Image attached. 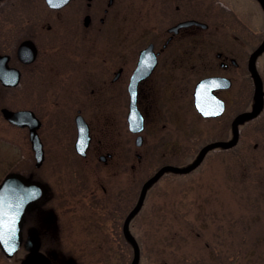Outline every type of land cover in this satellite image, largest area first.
<instances>
[{"label":"flooded vegetation","instance_id":"flooded-vegetation-1","mask_svg":"<svg viewBox=\"0 0 264 264\" xmlns=\"http://www.w3.org/2000/svg\"><path fill=\"white\" fill-rule=\"evenodd\" d=\"M146 5L149 20L145 28L141 11L140 18L125 29L123 0H69L55 8L46 0H0V91L7 98L22 100L18 108L0 106L1 119L25 131L26 137L28 133L29 138V128L10 123L2 109L34 113L40 122L37 133L44 151L38 169L48 167L52 154L68 158L56 160L53 167L76 168L82 163L90 170L99 162V187L105 197L99 204L92 202V207L99 206L101 215L91 217L98 219L96 226L102 229L101 221L105 225L106 219L123 216V235L131 215L128 229L137 242L134 221L139 211L133 212L144 184L166 165L158 166L141 190L140 166L150 152L164 157L172 150L185 149L179 145L187 138L174 134L170 105L177 84L172 71L188 69L192 83L189 92L182 93L200 119L228 124V141L236 134V119L257 106L254 70L262 82L263 107L257 115L238 123L237 144L241 137L256 134L252 132L257 129L250 132L245 122L257 121L264 113V49L253 59L264 43V0H146ZM135 30L141 34L134 35ZM128 41H136L129 44L133 48L131 58ZM144 50H149L147 64L151 70L139 79L136 88V104L144 118L139 133L129 126V87ZM210 77L223 79L209 91L224 106L215 117H205L195 107L196 85ZM161 177L148 188L145 199ZM44 184L46 196L32 203L23 220L20 250L25 252L30 229L37 228L42 236L39 225L27 221V216L47 198L49 186ZM87 197L73 193L67 216L77 218L88 205ZM123 240L134 250L125 234Z\"/></svg>","mask_w":264,"mask_h":264},{"label":"rangeland","instance_id":"rangeland-1","mask_svg":"<svg viewBox=\"0 0 264 264\" xmlns=\"http://www.w3.org/2000/svg\"><path fill=\"white\" fill-rule=\"evenodd\" d=\"M141 11L145 28L149 20L146 0H123L125 29L140 18ZM137 34L141 30H135L134 35ZM135 42L128 41V48ZM132 49L127 52L130 58ZM171 75L177 84L170 105L174 134L187 138L179 145L185 149L172 150L164 157L150 152L140 166V190L161 164L186 168L205 146L229 140L228 124L200 119L182 93L189 92L192 83L188 69H175ZM18 104L22 100L7 98L0 91V106L14 109ZM1 118L0 114V182L7 173L20 172L49 186L47 198L37 203V210H31L27 221L39 225L41 250L52 264H130L129 252L133 250L126 245L120 230L124 217L108 218L105 225L101 221L102 229L96 226L98 219L91 217H100L97 204L105 197L99 187V162L90 170L82 163L76 168L53 167L56 160L63 162L68 158L52 154L48 167L36 169L28 133L26 137L25 131ZM245 123L251 127L250 132L257 129L252 132L255 136L241 137L232 149L210 150L189 173L166 172L151 193L149 190L150 197L134 221L141 253L139 264H264V113L257 121ZM73 193L87 195L88 205L71 219L67 213L71 211L69 200ZM92 202L97 203L94 208ZM24 254L20 250L8 259L0 252V264H20Z\"/></svg>","mask_w":264,"mask_h":264},{"label":"water","instance_id":"water-1","mask_svg":"<svg viewBox=\"0 0 264 264\" xmlns=\"http://www.w3.org/2000/svg\"><path fill=\"white\" fill-rule=\"evenodd\" d=\"M68 1L69 0H46L47 4L50 7L54 8L61 7L67 4ZM189 23L190 22H187L185 24L188 25ZM263 49L264 43L255 52L253 59ZM148 51L149 50H144L142 52L140 67L138 68V71L134 73L129 87L131 104L128 121L130 128L135 132H140L143 129L144 125V118L138 110L136 104V88L139 79H141V77H143L144 75H147L151 70V67L149 66V64H147ZM254 74L257 81L258 91L257 106L251 113L243 114L236 119V134L234 136V139L228 142H214L204 147L195 162L186 168H178L173 166L163 167L158 173H156L144 184L138 206L135 208L133 213H136L141 209L148 188L164 173L169 171L189 173L201 164L209 150L217 147L231 148L236 145L238 141V123L246 116L253 117L257 115L263 107L262 82L255 70ZM0 78H3L1 73ZM222 80L223 79L219 77H210L202 80L196 85L195 107L201 115L205 117H215L222 113L224 109L223 103L216 97H212V94H209V91L217 88L218 86L216 85L218 83H221ZM201 87L203 91L201 90ZM215 102L216 104L218 102V105L214 106L212 104ZM2 113L5 119L10 123L19 127L29 128V140L35 155L36 167H40L44 160V151L42 148V142L37 133V129L40 125L39 120L36 118L33 112L28 110L12 111L4 108L2 109ZM81 138L82 136L80 137V139ZM86 141H88V138L86 139ZM139 141V144H141V137H139ZM46 194L47 187L43 182L39 180L29 179L28 177L20 173H9L0 184V248L7 257H13L23 243L24 238L22 230L23 220L26 212L30 209L33 202L42 199ZM130 219L131 215L126 219L124 225V234L132 242L134 247V258L132 264H139L140 249L136 240L129 232L128 226ZM25 247L27 250V254L23 260V264H51L50 258L41 251V238L39 236V231L37 228H32L29 230Z\"/></svg>","mask_w":264,"mask_h":264},{"label":"trees","instance_id":"trees-1","mask_svg":"<svg viewBox=\"0 0 264 264\" xmlns=\"http://www.w3.org/2000/svg\"><path fill=\"white\" fill-rule=\"evenodd\" d=\"M122 237H124V235H122ZM129 253H131V259H132V254H133V252H132V251H130Z\"/></svg>","mask_w":264,"mask_h":264},{"label":"bare ground","instance_id":"bare-ground-1","mask_svg":"<svg viewBox=\"0 0 264 264\" xmlns=\"http://www.w3.org/2000/svg\"><path fill=\"white\" fill-rule=\"evenodd\" d=\"M42 225H43V226H47V223H46V225H44V224L42 223Z\"/></svg>","mask_w":264,"mask_h":264}]
</instances>
